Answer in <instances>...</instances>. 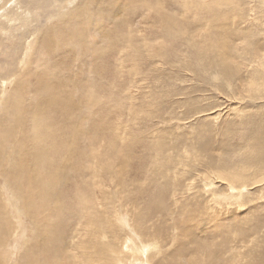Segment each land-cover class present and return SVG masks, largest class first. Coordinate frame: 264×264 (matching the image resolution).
Segmentation results:
<instances>
[{
    "label": "rangeland",
    "instance_id": "374dc122",
    "mask_svg": "<svg viewBox=\"0 0 264 264\" xmlns=\"http://www.w3.org/2000/svg\"><path fill=\"white\" fill-rule=\"evenodd\" d=\"M261 1L0 0V118L9 119L3 120L4 125L10 126V122L14 125L19 112L15 111L13 102L18 94L23 110L28 112L21 115L7 153L17 159L18 155L13 154L16 153L14 144L19 142L25 123L31 134L27 131L28 147L22 154L34 161L37 152L42 156L37 157L41 163L33 162L24 171L30 173L27 193L50 166L52 170L62 163L73 164L67 169L65 184L57 185V191L61 190L60 204L55 210L60 212L57 217L54 211L51 222L60 223L58 226L54 223L52 233L44 232L43 223L36 225L32 217L25 215L8 181L0 179V207L10 223L9 229L5 224L7 231L0 237L3 241L0 260L4 257L3 260H8L5 264H17L28 247L37 261L42 258L53 264L58 254L60 258L65 256L64 264H91V254L85 251L95 249L97 235L101 234L103 242L124 253L118 264H206L210 247L218 251L216 264H264V187H256L250 193L246 190L244 198L250 197L252 201L244 207L220 198L218 205L220 192H226L228 187L215 178L209 167L211 164L219 171L223 167L233 169V164L239 161L234 164L237 170L247 166L253 149L264 150V99H249L239 85L250 80L255 69H260V74L263 68L260 59L264 61V6ZM83 22L85 37L81 40L79 36L76 42V31L80 27L82 31ZM94 34L97 38L92 40ZM87 35L91 43L84 49ZM213 47L219 50L206 51ZM193 52L214 61L219 56L225 58L231 63L230 76L224 78L219 68H211L213 72L201 68L202 63ZM252 54L258 59H253ZM26 74H29L30 81L26 83H30V89L24 93L18 91L21 84L17 81ZM250 81H264V73ZM225 83H234V88L228 89ZM215 84H219V90ZM67 93H74L73 99L80 96L81 106L76 102L73 108L77 113L75 117L73 110V119L67 111ZM36 103L41 111L29 117ZM79 109L82 127L88 133L82 141L86 139L84 143L92 144L87 149L75 135ZM34 125L38 140L32 129ZM58 128L65 133L61 134ZM71 137H76V141ZM62 146L68 147L67 150L62 151ZM51 147H58L60 153H48ZM68 149L71 152L74 149L80 160L83 159L81 166L75 164L74 152L72 157ZM37 166L44 170L37 172ZM15 172H6L8 178L15 174L17 180L26 179L21 172ZM207 182L213 187H204ZM83 185L89 193V206L77 200ZM19 188L25 190L23 185ZM161 188L164 203L158 210L157 203L151 207L149 199H160ZM36 191L34 202L39 198ZM119 192L124 193L129 209L132 204L128 199H131L143 213L141 235L147 234L144 240L159 243L160 252L154 249L157 252L151 251L149 259L148 254L134 252L133 247L140 240L129 234L128 227L117 230L120 206L103 203L105 197L107 202H113ZM212 192L219 195L214 196ZM27 193H23L26 200ZM15 200L16 208L11 203ZM184 210L187 214H180ZM105 216L109 224L101 220ZM94 223L98 226L95 244L89 242L93 238ZM115 229L119 241L129 238L132 242L122 245L116 241L111 235ZM104 230L109 237L103 234ZM187 231V235L182 234ZM52 234H56L55 241L50 237ZM56 237L65 244L64 252L62 249L57 254L53 252L57 249ZM50 256L53 258L49 259Z\"/></svg>",
    "mask_w": 264,
    "mask_h": 264
},
{
    "label": "bare ground",
    "instance_id": "6f19581e",
    "mask_svg": "<svg viewBox=\"0 0 264 264\" xmlns=\"http://www.w3.org/2000/svg\"><path fill=\"white\" fill-rule=\"evenodd\" d=\"M258 1H260V0H258ZM93 3H92V1H91V4H90V6L92 5ZM260 4H261V6H264V0H262L261 2H260ZM68 16V14H66V15H63V17H67ZM71 16V14L69 15V17ZM91 22H92V25H93V23H94V20L92 19L91 20ZM85 24V22H83L82 23V26ZM70 25V24H69ZM72 25V24H71ZM92 25L90 26V29H91V27H92ZM85 26L86 25H84L83 27H82V31L80 32V28L78 29V31H76V37H77V40H76V42L77 41H79L80 39L82 40L84 37H85ZM100 29H101V27H100ZM98 30V29H97ZM96 30V31H97ZM92 33V32H91ZM91 33H89V34H91ZM95 33H97V32H95ZM222 34H223V32H221L220 33V36H222ZM72 35V34H71ZM91 35H93V34H91ZM98 35V34H97ZM79 36H80V39H79ZM94 36H95V34H94ZM70 37H72V36H70ZM74 37V36H73ZM97 37L95 36L94 38H91L92 40H94V39H96ZM86 39H87V43L85 44V46H84V49H88L89 48V46H90V43H91V40L89 39V35H87L86 36ZM98 40V39H97ZM67 43V42H66ZM80 43V42H79ZM62 45V44H61ZM60 45V46H61ZM72 45H74V44H72ZM79 45V44H78ZM92 47V46H91ZM96 47V46H95ZM71 48V47H70ZM91 49V48H90ZM95 49H98V48H95ZM219 49L218 48H206V51H218ZM193 54L196 56V59L198 60V62L199 63H202V65H201V68H206V70H210L211 68L212 69H215V68H219V71L221 72V74L223 75V77L225 78V76L226 77H229L230 76V72L228 71V68H230V65H231V63L230 62H228L225 58H222L221 56H219V57H217L216 58V61H214V60H211V59H206L205 58V56H203L202 54H200V53H197V52H193ZM255 56H257V55H254V54H252V58L253 59H258L257 57H255ZM260 56V55H259ZM240 59V58H239ZM250 59V58H249ZM260 59V58H259ZM243 60V59H242ZM260 61H261V64H262V66H263V68H262V71H260V74L263 72L264 73V61L262 60V59H260ZM235 63V62H234ZM242 63V62H241ZM242 64H245V63H242ZM253 66V65H252ZM259 66V65H258ZM257 66V67H258ZM261 66V65H260ZM260 66L258 67V68H260ZM256 67V68H257ZM212 69L210 70V71H212ZM259 70L260 69H255V71H253L252 73H251V75H250V80H251V78H253L254 76H256V75H260L259 74ZM213 72V71H212ZM211 72V73H212ZM254 72H255V74H254ZM215 74V73H214ZM28 75L29 74H26V75H23L22 76V78H20V79H18V81H17V83H18V85H20L21 84V87H20V89L18 90V91H22V92H26V91H28L29 89H30V87H29V85H30V83L29 84H27L26 82L28 81ZM29 78H32L31 76H29ZM250 80H248L247 82H239V85H240V87H242L243 88V91L244 92H246V95L249 97V99L250 98H259V99H264V81H250ZM30 81V80H29ZM28 81V82H29ZM242 83V84H241ZM27 84V85H26ZM216 85V87H218V85L219 84H215ZM221 85V84H220ZM225 85L228 87V89H231V87H233V85H234V83H225ZM234 88V87H233ZM26 90V91H25ZM218 90H219V87H218ZM234 90V89H233ZM195 91V90H194ZM233 93V92H232ZM231 93V94H232ZM74 93H67L66 94V97H67V109H69V110H67L68 112H71L70 113V115H71V117H72V119H73V116H72V114H73V110H74V116H75V114L77 113L76 111V109H74L73 107L75 106V104H76V102H78L77 104H79L80 105V102H79V98H80V96H78L77 98H75L76 99V101H75V99H73L74 98V95H73ZM72 96H73V98H72ZM82 98V97H81ZM15 99V100H14ZM13 99V97H12V101L14 100V106H15V111H18L19 113V115H18V119L16 120V118H15V123H14V127L13 126H11L12 124V122H10L9 124H10V126H8V125H4L3 123V120H8L9 121V119L8 118H0V179H4V180H6V181H8V182H6L7 183V185L11 188V193H12V195H15L16 197H17V201L19 200L20 201V207H21V209L22 210H25V212L27 213V214H25L26 216L27 215H29L30 217H32V222L33 223H36V225L37 224H44L43 226H41L42 227V229H44V232H46V233H48V232H51L52 233V231H53V229H55L54 228V223L56 224V226H58L59 225V223L60 222H54L53 224H52V222H51V220H52V216H53V213H54V211H55V214L57 215V217H59V212H60V209H57V210H55L56 209V207H59V192L61 191V190H58L57 191V185L59 186V185H61V186H63L64 184H65V182L67 181V169H69L70 167H69V165H71V163L69 164V163H67V164H65V163H62V165H60V166H58V167H53L52 168V170L50 169L51 168V166H50V168L48 169V171H47V173L45 172L39 179H36V181H35V183H33L34 184V187L30 190V193H27L28 191V188H30V180L28 179V177H29V175H30V173H25L24 171L27 169V166L29 165V164H31V163H35L36 162V164H38V163H41L39 160V158H37V157H42V156H39V153L40 152H37L38 153V156L36 155L35 156V153H34V156L36 157L35 158V161L34 160H32V157L31 156H26L27 154H22V150L25 148V147H28L27 146V144H26V137L28 136V135H30L31 134V132L29 131V130H27V127H26V125H25V123H24V131L22 132V135H20L21 136V138H20V140H19V142L17 143V144H14V146L16 145V147L14 148L15 149V151L14 152H16V153H13V154H15V155H18L17 156V159H13L12 157H11V155L9 154V153H7L8 152V148H9V143L11 142V140H12V138L14 137V135H15V127L17 126V124H19V122H20V117L22 118V116L21 115H24L23 113H28V112H26L25 111V108H24V110H23V107L21 106L22 104L20 103V101H21V97H20V95L18 94L17 95V97H15ZM73 99V100H72ZM50 100H51V98H50ZM50 100H48V102L50 101ZM78 100V101H77ZM21 102H23V101H21ZM83 103V102H82ZM37 104V105H36ZM35 104V106H33V108H34V110L33 109H31V111H32V113H31V116H29V117H32L33 118V116H32V114L34 115V113H36V114H39V111H41V110H39V109H41V107L40 106H38V103H36ZM78 105V106H79ZM7 106L8 105H6L5 106V110L7 109ZM81 106V105H80ZM79 106V107H80ZM82 106H84V105H82ZM26 107V106H25ZM77 107V106H76ZM30 108H31V106H30ZM25 111V112H24ZM1 112V111H0ZM78 112H79V114H78V116H77V118H75V127H76V131H75V135H77L78 137H79V143H80V141H82V139L83 138H85V137H87V130L85 129V128H83L82 127V125H83V118L82 117H79V116H81L80 114V109L78 110ZM194 112V111H193ZM203 112V111H202ZM41 114V113H40ZM42 114H44V113H42ZM194 114V113H193ZM17 115H14L13 117H15V116H17ZM25 115H27V114H25ZM35 116V115H34ZM26 117V116H25ZM24 117V118H25ZM76 117V116H75ZM32 118H29V119H32ZM36 118V117H35ZM12 119V121H13V118H11ZM11 121V120H10ZM26 121H27V119H26ZM22 122H23V119H22ZM28 122H31L30 120L28 121ZM31 124V123H30ZM85 124V123H84ZM28 125V127L29 128H31V126L29 125V124H27ZM21 127V126H20ZM74 127V128H75ZM19 128V127H18ZM37 127L34 125L33 127H32V129L34 130V132H35V134H34V136H35V139L36 140H38L37 139ZM73 128V129H74ZM21 129V128H20ZM19 129V130H20ZM69 129V128H68ZM67 129V130H68ZM203 129V128H202ZM58 130H59V132H61V134L62 133H65V132H63V131H60L61 129H59L58 128ZM88 130H90V129H88ZM197 130V129H196ZM27 131H29L30 132V134L28 133V135H27ZM70 131V130H69ZM92 131V130H91ZM71 132V131H70ZM20 133H21V131H20ZM74 133V132H73ZM91 133V132H90ZM199 134V133H198ZM18 136H19V134H17ZM93 135H94V133H93ZM76 136V137H77ZM254 136V135H253ZM67 137H69V136H67ZM75 137V138H76ZM77 137V138H78ZM32 138V137H31ZM75 138H73V139H75ZM35 139L33 140V142L35 141ZM69 139V138H68ZM71 139H72V137H71ZM72 139V141H76V139L75 140H73ZM257 139H255V141H256ZM16 141H18V140H16ZM42 141V140H41ZM84 141H86V139L85 140H83L82 142L84 143ZM251 141V140H250ZM259 141V140H258ZM257 141V142H258ZM29 142V141H28ZM69 142V141H68ZM15 143V142H14ZM72 143H74V142H72ZM87 143V142H86ZM84 143V144H82V145H84V149H87L88 148V144L89 143ZM254 143V142H253ZM74 144H78V143H74ZM255 144V143H254ZM260 144V143H259ZM11 145V144H10ZM56 145V144H55ZM90 145H92V144H89V146ZM56 146H59V144L58 145H56ZM78 146H80V145H78ZM13 147V146H12ZM31 147V146H30ZM61 147V146H60ZM254 148H255V146H253ZM40 148V147H39ZM62 148H63V150L62 151H66L67 150V148L68 147H66L65 148V146H62ZM264 148V147H263ZM28 149V148H27ZM30 149V148H29ZM58 147L57 148H55V147H51L50 149H49V151H48V153H51V152H53V151H55V154L56 153H60V152H58ZM75 149L76 150H79L80 148L78 147V148H76L75 147ZM205 149V148H204ZM26 150V149H25ZM24 150V151H25ZM46 150V149H45ZM69 150V149H68ZM71 150V149H70ZM69 150V151H70ZM90 150V149H89ZM61 151V152H62ZM82 151V150H81ZM26 152V151H25ZM28 152H31V150L30 151H28ZM47 152V151H46ZM68 152V151H67ZM73 152H74V154H73ZM73 152H71L70 151V156H72V154L74 155V160L76 159V162H75V164L76 165H78V166H81L83 163H82V161H83V159L82 160H80V156H78L77 154H75V150L73 149ZM78 152V151H77ZM85 152H87L86 150H85ZM48 153H46V154H48ZM82 153H84V152H82ZM209 153V152H208ZM29 154H31V153H29ZM45 154V155H46ZM52 154V153H51ZM186 154V153H185ZM188 154V153H187ZM14 155V156H15ZM13 156V155H12ZM32 156H33V153H32ZM68 156V155H67ZM70 156L68 157V158H70ZM180 156V155H179ZM63 158H64V156H62ZM73 157V156H72ZM183 157V156H182ZM187 157V156H186ZM5 158L7 159V160H5ZM63 158L62 159H60V160H63ZM37 159V160H36ZM39 159V160H38ZM44 159V158H43ZM46 159V158H45ZM44 159V160H45ZM51 159H52V156H51ZM57 159H59V158H57ZM57 159H56V161H57ZM178 159V158H177ZM180 159V158H179ZM178 159V160H179ZM185 159H187V158H185ZM42 160V159H41ZM50 160V159H49ZM48 160V161H49ZM196 160V159H195ZM212 160V159H211ZM247 160H248V163H247V166L246 167H243V166H239L240 168H237V170H235L236 168H235V166H234V164L235 163H237V162H235L234 164H233V169H231V167L230 168H224L223 167V169H222V171H219V170H217L216 168H214V166L213 165H209V167L211 168V172L212 173H214V175L216 176L215 178H218V179H220L221 180V182H225L226 183V186L228 187V189L226 190V192H220V195L218 194V193H216V195L218 194L220 197H218V200H217V204L218 205H220L219 203H220V201H219V198L223 201V199H226V200H229L230 202H232V204H234V205H236L235 203H238V205L240 206V207H244L248 202H250V201H252V199H250V197H248V198H244V195L246 196V194H245V192H247L248 191V193H250L251 192V190H253L254 188H256V187H264V164L262 163L263 162V160H264V150L262 149V150H260V149H253V151L252 152H250V154H249V156H248V158H247ZM43 161V160H42ZM69 161H70V159H69ZM180 161H181V159H180ZM186 161V160H185ZM209 161V160H208ZM8 162H11V163H8ZM43 162H46V160L45 161H43ZM50 162H51V160H50ZM71 162V161H70ZM122 162V165L126 168V166L127 165H125L124 164V160H122L121 161ZM182 162V161H181ZM234 162V161H233ZM47 163V162H46ZM45 163V164H46ZM54 163V162H53ZM59 163H60V161H59ZM59 163H57V164H59ZM173 163V162H172ZM192 163H194V162H192ZM238 163H239V161H238ZM237 163V164H238ZM240 165H242V164H240ZM8 166H10L9 168H8ZM71 166H73V164L71 165ZM86 166H87V164H86ZM238 166V165H237ZM37 167H39V166H37ZM41 167V166H40ZM38 168L36 171L38 172V170L40 169V172L42 171V170H44V169H41V168ZM68 167V168H67ZM123 167V168H124ZM173 167H175V166H173ZM172 167V168H173ZM188 167L189 166H187V169H188ZM254 167V168H253ZM190 168V167H189ZM192 168V167H191ZM74 169V168H73ZM100 169V168H99ZM13 170H16V172L15 173H17L18 171L19 172H21V174L24 176H27L26 177V179L25 178H21L20 180H17V178H16V176H15V174L12 176V177H10V178H8V176H7V173L6 172H10V171H13ZM32 170H33V168H32ZM46 170V169H45ZM80 171H81V169H79ZM183 170H184V168H183ZM182 170V171H183ZM199 170V169H198ZM251 170H254L253 172L251 171ZM28 171V170H27ZM50 171H52V173L50 172ZM100 171V170H99ZM181 171V172H182ZM185 171V170H184ZM187 171V170H186ZM193 172H194V169L192 170ZM192 171H190V172H192ZM33 172V171H32ZM71 172H72V167H71ZM71 172H69V173H71ZM181 172H180V174H181ZM73 173V172H72ZM74 173H76V171L74 172ZM78 173V172H77ZM83 173V172H82ZM184 173V172H183ZM182 173V174H183ZM198 173V172H197ZM99 174V173H98ZM179 174V173H178ZM179 174V175H180ZM184 174H186V173H184ZM183 174V175H184ZM190 174V173H189ZM188 174V175H189ZM4 175H5V178H4ZM21 175V176H22ZM37 175V174H36ZM100 175H102V174H100ZM71 176V175H70ZM205 176V175H204ZM45 177L48 179V178H50V179H48V180H44L45 179ZM208 177V176H207ZM214 178V177H213ZM209 179V178H208ZM207 180V179H206ZM210 180V179H209ZM45 181H47V182H45ZM24 182H26V185L24 184ZM204 182H205V180H204ZM212 182V181H211ZM4 183V182H3ZM75 183V182H74ZM215 183V182H214ZM5 185V184H4ZM21 185H23L24 187H25V190H21V188H19V187H21ZM211 185H213L212 183H210V182H207V183H205L204 184V187H209V186H211ZM6 186V185H5ZM78 186V185H77ZM84 186V185H83ZM211 187H213V186H211ZM84 188V190L83 191H80L79 192V196L77 197V200L79 199V204L81 203V204H83V202H84V204H87V203H90V199H89V193H88V191H87V188H85V186L83 187ZM225 188V187H224ZM9 189V188H8ZM37 189V193H39V198L38 199H36L35 201L36 202H34L33 200V198L34 197H36V195H34V192H35V190ZM78 189V188H77ZM165 189V188H164ZM5 190V189H4ZM21 190V191H20ZM85 190H86V192H85ZM162 188H161V190H160V199H157V200H154L153 198H151V200L149 199V203L151 204L150 206L152 207V206H154L156 203V206L155 207H158V208H156V209H160L161 208V206H162V204L164 203L163 202V200H164V198L162 199V197H163V194H162ZM208 190V189H207ZM247 190V191H246ZM135 191L137 192L138 191V193H139V189H135ZM217 191V190H216ZM221 191V190H220ZM262 191V190H261ZM167 192V191H166ZM219 192V191H218ZM23 193H27L28 194V196L26 195V197H28L27 198V200L25 199V197L23 198V196H25V195H23ZM120 193V195L117 193V197H116V199L112 202H107V198L105 197V199L106 200H103V203H105V204H111L112 205V207H114L115 205L117 206H120V208H118V210H116V211H118L117 212V220L119 221V225L117 226V230H125V228H127L128 227V231H130V233L129 234H133L134 236H136L137 238H139V240L140 241H138L137 242V245H134V252H137L138 254L139 253H142V254H145L146 256H147V254H148V259H149V255H150V257H151V251H155V250H157V251H159L160 252V250H159V243H158V241H156V240H154L153 241V243L152 244H150L151 243V241H149V240H144L145 238H144V236H146V235H141V226H142V222H143V217H141V215L143 214H141V211H140V209H139V207L137 208V204H134L135 203V201H132L131 199H128V201H129V203H131L132 204V206H130V209L128 208L129 206H128V204H127V199H125V196L123 195L124 193H121V192H119ZM184 193V192H183ZM215 193L214 192H212L211 194H213L214 196H215ZM221 193H223V194H221ZM258 193V192H257ZM3 194V193H2ZM18 195H21V197H18ZM76 195V194H75ZM74 195V196H75ZM119 195V196H118ZM212 195V196H213ZM249 196H250V194H248ZM252 195H253V193H252ZM9 196V195H8ZM109 196H112V194L111 195H109ZM67 197V196H66ZM10 198V197H9ZM23 198V202L21 203V199ZM37 198V197H36ZM58 198V199H57ZM104 198V197H103ZM109 198V197H108ZM73 199H74V197H73ZM14 200V199H13ZM66 200V199H65ZM109 200V199H108ZM111 200V199H110ZM5 201H7V200H5ZM11 201V200H10ZM9 201V202H10ZM64 201V200H63ZM71 202H73V201H71ZM216 202V201H215ZM219 202V203H218ZM2 203V202H1ZM11 203H13L12 205L16 208L17 206H18V202H16V200L14 201V202H11ZM155 203V204H154ZM88 205V204H87ZM102 205V204H101ZM110 205V206H111ZM237 205V206H238ZM10 206H11V204H10ZM89 206V205H88ZM134 206H136V208H133ZM149 206V207H150ZM164 206V205H163ZM238 206V207H239ZM20 207H18L17 208V210L18 211H20V212H22V210H20ZM13 208V207H12ZM12 208L10 207V210H12ZM154 208V207H153ZM181 208H183V209H185V207L184 206H182ZM214 208V207H213ZM63 209V208H62ZM96 209V208H95ZM94 209V210H95ZM88 211V210H87ZM96 211V210H95ZM186 210H184L183 211V213H180V214H184L185 213V215L187 214V212H185ZM15 212V211H14ZM43 212H47V214H45L44 216H42L43 215ZM63 212V210L61 211V213ZM9 213H10V211H9ZM92 213V212H91ZM101 213H103V212H101ZM95 214H96V212H95ZM105 214V213H104ZM55 215V216H56ZM60 215H62V214H60ZM89 215V214H88ZM115 215V214H114ZM233 215H234V213H233ZM20 216H24V215H21L20 214ZM90 216V215H89ZM96 216V215H95ZM112 216V215H111ZM11 217V216H10ZM115 217V216H114ZM140 217V218H139ZM22 218V217H21ZM61 218V217H60ZM91 218V217H90ZM93 218V217H92ZM148 218V217H147ZM12 219V218H11ZM14 219V218H13ZM108 218H106V216L105 217H103L101 220H106V222H108L107 224H109V222H110V220H107ZM20 220V219H19ZM29 220V219H28ZM95 220V219H94ZM18 221V220H17ZM54 221V220H53ZM97 220H95V222H96ZM21 222V221H20ZM98 222V221H97ZM116 222V221H115ZM114 222V223H115ZM7 223V227L6 228H8L9 229V226H10V223H9V221H8V217L7 216H5L4 215V213H3V211H2V208L0 207V237H1V235L2 234H5L6 233V229H5V224ZM99 223V222H98ZM102 223V222H101ZM112 223V222H111ZM110 223V225H112ZM20 224V223H19ZM21 224H23V223H21ZM30 224H31V222H30ZM93 224V223H92ZM100 224V223H99ZM118 224V223H117ZM14 225H15V223H14ZM18 225V224H17ZM34 224H32V226H33ZM116 225V224H115ZM16 228H17V226H16ZM20 228V227H19ZM124 228V229H123ZM14 229H15V227H14ZM32 229V228H31ZM66 229V228H65ZM112 229H114V227L112 228ZM12 230V229H11ZM10 230V231H11ZM17 230V229H16ZM37 230H39V229H37ZM91 230H92V234H91V236L93 237L91 240H89V242L90 243H94L95 244V242L93 241V239H95L96 238V233H97V230H98V226H96V223H94V225L91 227ZM101 230V229H100ZM116 229H115V231H113L114 232V234L112 233L111 235L112 236H115L118 240H116V241H118V242H122V245L123 244H128V241H130V242H132V239H129V238H125V239H122L121 241H119L120 239L118 238V236L116 235V231H117ZM185 231V230H184ZM20 232V231H19ZM33 232V231H32ZM63 232V231H62ZM118 232V231H117ZM61 233V232H60ZM155 233H157V232H155ZM7 234H8V232H7ZM44 234V233H43ZM62 234V233H61ZM98 234V233H97ZM103 234H105L106 235V231L104 230V233ZM128 234V233H127ZM131 234V235H132ZM182 234H185V235H187L188 234V231L187 232H184V233H182ZM59 235V234H58ZM123 235V234H122ZM156 235V234H155ZM46 236V235H45ZM55 236H56V234H52L50 237H52V241H55L54 240V238H55ZM65 235H63V237H64ZM98 237H99V239H98V245L95 247H93L92 245V247L93 248H95V249H91V250H87V251H85L86 253L88 252V253H90L91 255H90V257L91 258H89V259H92L91 261H92V263L93 264H118V262H119V260H120V258H122L123 257V252H120V251H118V249H116V246L113 248L111 245H108L106 242H103V241H105V240H102L101 238H102V235L100 234V236L99 235H97ZM107 236V235H106ZM2 237H4V236H2ZM9 237V236H8ZM48 237H49V235H48ZM107 237H109V235L107 236ZM129 237H130V235H129ZM148 237V236H147ZM103 238H104V236H103ZM156 238V237H155ZM111 239V238H110ZM157 239V238H156ZM112 240V239H111ZM111 240H109V241H111ZM50 241V240H49ZM82 241V240H81ZM88 241V240H87ZM86 241V242H87ZM12 242V241H11ZM18 242V241H17ZM56 242H57V246L55 247V248H57V249H55L53 252H55L56 254L57 253H59V252H61V250L63 249L62 247H63V245H65V244H63V243H61V238L59 237V238H57L56 237ZM55 242V243H56ZM63 242V241H62ZM83 242V241H82ZM35 243V242H34ZM80 243V242H79ZM88 243V242H87ZM112 243V242H111ZM32 244V243H31ZM1 245H3V241L1 240V238H0V246ZM34 245V244H33ZM56 245V244H55ZM54 245V246H55ZM132 245H133V243H132ZM255 245H256V243H255ZM255 245H253L254 247H255ZM259 245V244H258ZM77 246H79V245H77ZM125 246V245H124ZM52 247V246H51ZM81 247V246H80ZM253 247V248H254ZM54 248V247H53ZM79 249V248H78ZM116 249V250H115ZM148 249V250H147ZM155 249V250H154ZM36 250V249H35ZM47 250H49V248L47 249ZM94 250H95V252L97 253V254H95V252H94ZM135 250H137V251H135ZM203 250V249H202ZM202 250H201V252H202ZM50 251V250H49ZM80 251H81V248H80ZM124 251V250H123ZM157 251H155V252H157ZM254 251H255V249H253V254H254ZM14 252V251H13ZM63 252H64V249H63ZM126 252V251H125ZM132 252V251H131ZM130 252V253H131ZM213 252H214V254H213ZM217 252L218 251H216L215 252V250H213V249H211V247H210V249H209V253L207 254V256H206V259H207V261H206V264H216L215 263V259H216V254H217ZM56 254H55V256H56ZM65 254V253H64ZM134 254V253H133ZM140 255V254H139ZM3 256V255H2ZM10 256V255H9ZM34 255H33V253H32V251H31V249H28V247H26V252L24 253V256L22 257V259H18V261H17V264H49V263H47V261H45V259H40V260H35V258L33 257ZM57 256H59L58 257V260L57 261H55V262H53V261H51V262H53V264H64V263H62L63 262V259L65 258V256H63V257H61L60 258V255H58L57 254ZM131 256H132V254H131ZM51 258H53L52 256H50V258L49 259H51ZM86 258H88V257H86ZM124 258V257H123ZM133 258V257H132ZM2 259V258H1ZM3 259H4V257H3ZM0 260V264H5L8 260ZM54 259H56V258H54ZM134 259H136V258H134ZM11 260V259H10ZM86 260V259H85ZM137 260V259H136ZM140 260V259H139ZM138 260V261H139ZM251 260V259H250ZM227 260H225V262H226ZM38 262V263H37ZM110 262V263H109ZM192 262V261H191ZM255 262V261H254ZM76 263V262H75ZM91 263V264H92ZM121 263V262H120ZM130 263H131V261H130ZM134 264V263H133ZM140 264V263H139ZM225 264V263H224Z\"/></svg>",
    "mask_w": 264,
    "mask_h": 264
}]
</instances>
